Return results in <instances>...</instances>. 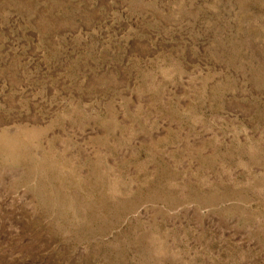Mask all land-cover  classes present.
Here are the masks:
<instances>
[{
    "label": "rangeland",
    "instance_id": "obj_1",
    "mask_svg": "<svg viewBox=\"0 0 264 264\" xmlns=\"http://www.w3.org/2000/svg\"><path fill=\"white\" fill-rule=\"evenodd\" d=\"M0 264H264V0H0Z\"/></svg>",
    "mask_w": 264,
    "mask_h": 264
}]
</instances>
